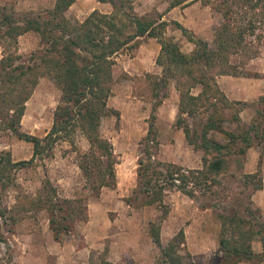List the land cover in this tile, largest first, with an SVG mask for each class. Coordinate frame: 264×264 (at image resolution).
Returning a JSON list of instances; mask_svg holds the SVG:
<instances>
[{"label":"trees","instance_id":"obj_1","mask_svg":"<svg viewBox=\"0 0 264 264\" xmlns=\"http://www.w3.org/2000/svg\"><path fill=\"white\" fill-rule=\"evenodd\" d=\"M95 1L109 4L111 13L101 14L95 10L82 22L71 21L66 12L76 0H56L52 10L25 17L22 25L5 17L11 40L32 32L38 35L41 48L31 54L29 64L14 66V61L22 59L15 54L0 60V133H9L32 146L28 161L13 162L9 153L0 152V189L12 185L13 171L35 167L52 158L58 143L68 142L75 148L72 137L76 132H80L88 144L86 153H77L76 164L89 195L98 198L103 188H115L113 147L99 133L103 118L114 116L119 119L117 111L107 108V101L112 96L111 69L115 56L129 44L151 38L160 47L155 64L162 74L151 84L157 103L141 143L144 159L138 161L137 185L125 203L130 207L158 206L164 219L168 213L164 204L166 192L174 189L189 199L194 198L195 189L207 188L203 192H209L210 185L217 184L216 178L227 171L228 159H244L252 148L260 149V157L256 170L242 176L243 185L251 187L250 195L262 190L264 95L251 104L230 101L218 88L216 79L243 76L232 69L231 58L242 56L246 61L257 58L259 44L264 42V0H222L215 7L222 23L214 33L212 46L172 22L193 45L189 54H183L177 44L164 38L167 22L134 14L132 5L136 0ZM195 1L168 0V5L173 9ZM248 37L253 40H247ZM39 77L48 78L60 93L51 127L43 138L20 130L25 103ZM170 82H174L180 95L174 126L182 130L189 146L209 157L204 158L201 170L190 171L151 161L150 143L157 146L153 132L154 112L167 97ZM194 89H199L196 96L192 94ZM248 108L253 109L254 115L248 124H243L240 114ZM198 115H201V122L196 127L184 120V116L194 118ZM224 124L233 126V130H225ZM237 167L243 169L242 162L237 161ZM208 182L210 188L206 187ZM43 185V192L29 203L37 210L47 212L53 240L62 244L76 222L87 221L86 204L82 198H59L48 179ZM248 205L250 207L252 203ZM245 209L251 219H244L234 212L219 215L221 231L214 264L217 261V264L264 263V221L258 220V208ZM160 232L159 224L149 223L148 235L160 253V264H189L183 230H179L165 246L161 243ZM255 240L261 245L259 254L252 248Z\"/></svg>","mask_w":264,"mask_h":264},{"label":"rangeland","instance_id":"obj_2","mask_svg":"<svg viewBox=\"0 0 264 264\" xmlns=\"http://www.w3.org/2000/svg\"><path fill=\"white\" fill-rule=\"evenodd\" d=\"M222 0H196L187 6L169 9L168 0H136L133 12L137 17L161 20L168 23L164 38L177 44L183 54H189L193 45L172 25L177 22L195 38L213 44L214 33L222 23L215 7ZM56 0H0V60L7 55L20 56L18 64H29L31 54L38 51L40 40L32 32L18 36L14 41L7 35L9 26L4 21L10 17L22 25L25 17L49 11ZM101 4V3H100ZM110 14L109 4L96 5L95 0H76L66 12L68 20L82 22L93 11ZM252 41L253 38L248 37ZM144 43V45H138ZM257 58L233 57L232 69L243 76L218 77V88L230 101L248 104L264 95V42H261ZM160 47L156 40L144 38L129 44L115 56L111 69L112 96L107 108L117 111L114 116L100 122V136L113 147L115 157L116 186L103 188L98 198L86 190L85 182L77 168V153L88 150L85 138L76 132L73 146L68 142L58 143L52 158L34 167L13 171V183L0 189V264H160L158 249L148 235L149 223L160 225L163 246L183 230L184 250L189 254V264H214L218 256L217 241L220 235L219 215L237 213L251 219L245 207L258 208L264 221V179L262 190L250 195L251 187L245 188L242 176L253 173L258 165L260 149L248 150L244 159L231 157L227 171L216 178L217 184L195 189L189 199L178 191L166 192L164 204L168 213L164 219L158 206L130 207L125 201L137 185L138 161L143 160V138L148 132L152 109L157 103L152 82L161 76V68L155 64ZM167 97L155 108L153 132L157 146L150 143L151 161L194 171L201 170L204 158L202 151L189 146L181 129L175 125L180 95L174 82H170ZM162 93V92H161ZM199 89H194L196 96ZM60 98L54 84L46 77H39L37 85L25 103L20 130L24 134L43 138L51 127L52 115ZM253 109L240 114L243 124L252 119ZM201 115L184 116L188 125L200 124ZM225 130L233 126L224 124ZM0 152L9 153L13 162L28 161L32 146L16 139L9 133H0ZM242 162L243 169L237 167ZM264 171V158L262 160ZM48 179L61 199L82 198L86 204L87 221L74 224V228L62 244L53 240L48 226V214L37 210L29 201L36 199L44 190ZM252 205L249 207V203ZM253 251L261 253L258 240L252 243ZM218 261L216 262V264ZM246 264V263H240ZM264 264V263H263Z\"/></svg>","mask_w":264,"mask_h":264},{"label":"crops","instance_id":"obj_3","mask_svg":"<svg viewBox=\"0 0 264 264\" xmlns=\"http://www.w3.org/2000/svg\"><path fill=\"white\" fill-rule=\"evenodd\" d=\"M96 5H99V6H100V5H104V4H100V3L96 2ZM140 40H143V39H140ZM139 45H140V46H141V45H144V43L142 44V42H141V44H139ZM216 80H218V79H216ZM216 83H217V81H216ZM263 210H264V209H263Z\"/></svg>","mask_w":264,"mask_h":264}]
</instances>
